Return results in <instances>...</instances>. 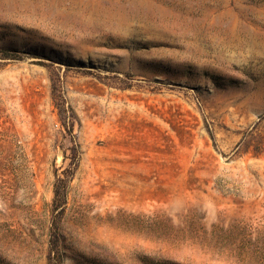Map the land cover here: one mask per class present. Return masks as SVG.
Instances as JSON below:
<instances>
[{
  "label": "rangeland",
  "instance_id": "1",
  "mask_svg": "<svg viewBox=\"0 0 264 264\" xmlns=\"http://www.w3.org/2000/svg\"><path fill=\"white\" fill-rule=\"evenodd\" d=\"M54 233L62 264H264V0H0V264Z\"/></svg>",
  "mask_w": 264,
  "mask_h": 264
},
{
  "label": "trees",
  "instance_id": "2",
  "mask_svg": "<svg viewBox=\"0 0 264 264\" xmlns=\"http://www.w3.org/2000/svg\"><path fill=\"white\" fill-rule=\"evenodd\" d=\"M54 197L52 201L53 211L56 212L63 210L64 201L60 193L59 186L54 185ZM62 255L59 252V237L57 233L51 235L50 239V252L48 256V264H62Z\"/></svg>",
  "mask_w": 264,
  "mask_h": 264
}]
</instances>
